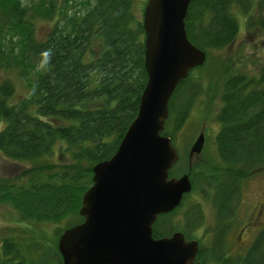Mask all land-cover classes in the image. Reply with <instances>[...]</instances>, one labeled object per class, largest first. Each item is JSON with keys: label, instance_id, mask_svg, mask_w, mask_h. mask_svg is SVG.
I'll return each mask as SVG.
<instances>
[{"label": "trees", "instance_id": "1", "mask_svg": "<svg viewBox=\"0 0 264 264\" xmlns=\"http://www.w3.org/2000/svg\"><path fill=\"white\" fill-rule=\"evenodd\" d=\"M252 1L192 0L186 32L205 51V63L210 49L226 48L236 40L239 23L233 9L246 15ZM134 4V0H0V156L25 166L15 177H0V209L14 214L10 216L14 226H55L53 241L42 234L34 253L22 249L13 237L2 239L0 264H61L58 239L83 221L79 209L92 184V169L116 152L137 115L147 81L143 23L135 17ZM258 74L230 75L223 79L220 92L209 95L212 100L218 96L222 104L214 118L220 125L216 135L213 132L215 155H204L209 144L205 143L191 170L186 157L182 174L190 171L191 192L207 188L216 224L221 226L211 248L205 251L198 240L188 239L203 221L198 205L186 214V228L166 222L189 194L153 225L155 238L178 231L187 240H196V261L201 264H264V227L245 253L228 256L226 249L242 182L264 170V63ZM188 79L179 84L175 97H181ZM173 102L166 121L170 128L163 133L171 141L189 112L188 100L179 108ZM178 164L170 177L182 175ZM237 249L241 253V247Z\"/></svg>", "mask_w": 264, "mask_h": 264}, {"label": "water", "instance_id": "2", "mask_svg": "<svg viewBox=\"0 0 264 264\" xmlns=\"http://www.w3.org/2000/svg\"><path fill=\"white\" fill-rule=\"evenodd\" d=\"M191 2L147 0L142 21L147 81L138 112L113 156L93 167L79 209L83 221L57 242L61 264H201L196 240L178 231L153 236L158 216L178 208L192 190L190 171L170 177L179 154L163 134L175 90L206 61L205 51L187 36ZM204 143L200 131L187 155L190 170Z\"/></svg>", "mask_w": 264, "mask_h": 264}, {"label": "rangeland", "instance_id": "3", "mask_svg": "<svg viewBox=\"0 0 264 264\" xmlns=\"http://www.w3.org/2000/svg\"><path fill=\"white\" fill-rule=\"evenodd\" d=\"M261 1L262 0H253L251 10L246 15H243V13L236 8L233 9V13L237 17L239 23V33L237 34L236 40L232 45L226 48L210 49L205 67L200 70H192L187 77L189 78L187 84L181 89V97H175V95H173L170 101V103L174 101V105H178V108L180 105L181 107H185L187 100L189 104L187 119L184 125L175 132L174 140L172 141V145L177 149L181 157V161L178 162L179 164L177 166L183 167L181 174L185 168L189 149L200 131L204 133L205 143H209L207 148L204 149V152H206L204 155L208 158L215 155V153L213 154L215 148L212 146V143L214 142L216 132L220 129V125L214 118L222 104L218 96L212 100L209 98V95L214 94V92H220L223 79L230 75L238 73L251 76L259 75L258 73L264 63V27L261 25V22L264 21V3ZM134 2L133 11L135 17L138 21L142 22L143 11L147 0H134ZM201 73L202 76L198 77V74ZM9 76L15 79L14 74L10 73ZM15 81L18 83V92H22L23 89L20 87L19 82L17 79H15ZM198 88L200 91L196 92ZM208 92L211 93L209 94ZM187 97L189 99H186ZM171 126L173 125L171 124ZM165 127L166 129L170 128L167 124ZM60 158L63 159L61 156ZM197 159L198 158H195L193 160V164ZM53 160H57V157L54 156ZM24 167L23 164L11 162L0 156V177H15L20 174ZM209 191L212 193V189H209ZM207 195V188L205 186L201 189L195 188L184 200L178 212L166 220L172 227L176 228L180 226L186 228V214L190 212L194 206L198 205L203 213V221L201 226H194L192 228L194 230L191 231V236L194 238L188 239L198 240L205 251L211 248L214 233H218L216 231H220L221 229V226L216 224V211ZM214 195L218 197L217 191H214ZM262 199H264V170L256 173V175H252L245 182H242V188L240 189V194L237 199L238 203L234 212V221H231L226 237L228 256L234 257L237 253H245L253 241L252 238L264 227L263 214L261 218L263 226H259L257 229L253 227V229H255L254 231L251 230V227L248 232L251 238L247 236L246 233L242 236L241 240L246 239L247 241L246 244L241 247L242 250L240 253V250L237 249L236 246L238 243V230L246 222L247 215L255 200ZM10 216H14V214H11L8 209H0V245L2 239L13 237L16 243L22 244V249L27 247L28 253H34V251L37 250L36 246L42 234L47 233L49 236L46 238L53 241L55 226L29 223L14 226V224H10L13 223L10 220ZM76 221H73V223Z\"/></svg>", "mask_w": 264, "mask_h": 264}, {"label": "flooded vegetation", "instance_id": "4", "mask_svg": "<svg viewBox=\"0 0 264 264\" xmlns=\"http://www.w3.org/2000/svg\"><path fill=\"white\" fill-rule=\"evenodd\" d=\"M264 214V199L262 200H255L250 212L247 215L246 222L240 227L239 234H238V243L236 246L243 247L245 242L247 241L246 239L241 240L242 236L246 233L247 236H249L248 232L250 228L255 227L256 229L259 228V226H263V221L261 220L262 216ZM255 235V234H253Z\"/></svg>", "mask_w": 264, "mask_h": 264}]
</instances>
